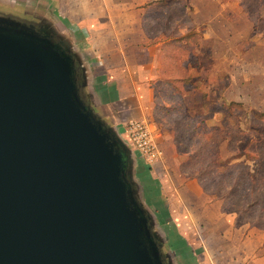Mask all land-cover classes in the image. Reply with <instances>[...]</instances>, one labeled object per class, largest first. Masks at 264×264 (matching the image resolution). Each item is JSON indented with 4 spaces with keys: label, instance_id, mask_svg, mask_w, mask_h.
<instances>
[{
    "label": "water",
    "instance_id": "obj_1",
    "mask_svg": "<svg viewBox=\"0 0 264 264\" xmlns=\"http://www.w3.org/2000/svg\"><path fill=\"white\" fill-rule=\"evenodd\" d=\"M129 160L68 52L0 18V264H163Z\"/></svg>",
    "mask_w": 264,
    "mask_h": 264
},
{
    "label": "crops",
    "instance_id": "obj_2",
    "mask_svg": "<svg viewBox=\"0 0 264 264\" xmlns=\"http://www.w3.org/2000/svg\"><path fill=\"white\" fill-rule=\"evenodd\" d=\"M23 2L40 9L45 24L50 20L83 73L82 93L88 108L125 146L129 145L125 130L129 122L147 120L158 128L156 104L171 91L175 94L177 84L186 87L180 101L186 113H195L194 109L203 108L204 93L205 102L216 106L223 97L227 102L245 101V96H239L241 100L233 97L236 87L244 90L251 86L252 68L264 69L259 51L255 54L261 33H253L250 13L236 0ZM260 13L264 16V6ZM252 41L255 44L251 46ZM220 86L224 88L222 96L217 95ZM200 115L203 121L222 119L221 113L211 110ZM158 142L162 150L159 161L163 155L166 162L178 155L168 133H160ZM139 158L141 166L159 162L149 164ZM136 173L130 170V176ZM144 211L153 231L151 215ZM250 232L242 240L227 241L236 260L232 264H264V232ZM168 239L175 247L174 236ZM177 245L184 247L180 241ZM175 261L169 256L166 264ZM194 261L208 264L205 255Z\"/></svg>",
    "mask_w": 264,
    "mask_h": 264
},
{
    "label": "rangeland",
    "instance_id": "obj_3",
    "mask_svg": "<svg viewBox=\"0 0 264 264\" xmlns=\"http://www.w3.org/2000/svg\"><path fill=\"white\" fill-rule=\"evenodd\" d=\"M236 1L250 13L253 33H261L255 54L259 51L264 63V16L260 13L264 0ZM41 16L40 9L28 7L23 0H0V18L32 31H38ZM44 25L59 36L50 20ZM250 76L251 86L244 90L236 87L233 93L236 100L245 96L243 102H227L223 97L217 106L211 105L205 102L204 93L200 104L203 108L186 113L180 103L186 87L180 84L175 94L171 91L160 105L156 102L158 130L168 133L178 154L170 156V161H164L163 155L153 166H141L137 161L139 153L126 145L130 170L137 172L129 180L134 182L138 204L149 211L153 229L150 233L162 243L164 256L176 258L175 264H195L194 258L200 260L203 255L208 264L213 260L216 264H232L236 260L227 241L242 240L249 231L264 232V69L252 68ZM217 90V95L222 96L223 86ZM79 97L86 106L80 94ZM210 110L221 113L222 119L201 120L200 114ZM171 236L176 240L175 247L168 239ZM177 241L184 247L179 248Z\"/></svg>",
    "mask_w": 264,
    "mask_h": 264
},
{
    "label": "built area",
    "instance_id": "obj_4",
    "mask_svg": "<svg viewBox=\"0 0 264 264\" xmlns=\"http://www.w3.org/2000/svg\"><path fill=\"white\" fill-rule=\"evenodd\" d=\"M129 145L133 146L146 163H154L161 159L162 150L158 138L160 131L147 120L129 122L125 127Z\"/></svg>",
    "mask_w": 264,
    "mask_h": 264
},
{
    "label": "flooded vegetation",
    "instance_id": "obj_5",
    "mask_svg": "<svg viewBox=\"0 0 264 264\" xmlns=\"http://www.w3.org/2000/svg\"><path fill=\"white\" fill-rule=\"evenodd\" d=\"M40 21H41V20H40ZM40 21H38V23H39V24H38L39 27L36 28L38 31H33L34 34H37V35H39L40 37H44V38L48 39V40L51 41L53 44H55V45L61 47L63 50H66V52H68V54H69L70 56H72L70 50L67 49V47H66V45L63 43V41H62L58 36H56L55 34H53L51 30H48V29H47V26L44 25L45 23L43 24V22H40ZM22 22H23V21H22ZM23 24H24V23H23ZM26 26H27V25H26ZM21 27L26 28L25 25H21ZM74 70H75L76 79H77L78 76H79V80L82 81V79H81L82 77L80 76V72H81V71H80L79 66L76 64L75 60H74ZM79 80L77 79V89H78V91H79L78 93H79L80 96H82L83 99L85 100L84 94L82 93V85L80 84ZM155 241H156V246L159 247V255H160V258H161V260H162V263H163V264H166L167 257L164 256V253H163L162 250H161V247H160V246H161V243H160L157 239H155Z\"/></svg>",
    "mask_w": 264,
    "mask_h": 264
},
{
    "label": "trees",
    "instance_id": "obj_6",
    "mask_svg": "<svg viewBox=\"0 0 264 264\" xmlns=\"http://www.w3.org/2000/svg\"><path fill=\"white\" fill-rule=\"evenodd\" d=\"M86 106H87V103H86ZM99 120V119H98ZM100 121V120H99ZM101 122V121H100ZM102 123V122H101ZM102 125H103V127L104 128H107L108 129V127L104 124V123H102ZM215 164V163H214ZM213 164V165H214ZM214 167H216V165H214ZM133 187V186H132ZM136 203H138V201H137V197H136Z\"/></svg>",
    "mask_w": 264,
    "mask_h": 264
}]
</instances>
